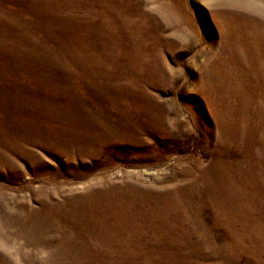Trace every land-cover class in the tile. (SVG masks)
Masks as SVG:
<instances>
[{
  "label": "rangeland",
  "instance_id": "obj_1",
  "mask_svg": "<svg viewBox=\"0 0 264 264\" xmlns=\"http://www.w3.org/2000/svg\"><path fill=\"white\" fill-rule=\"evenodd\" d=\"M228 12L264 0H0V264H264V42Z\"/></svg>",
  "mask_w": 264,
  "mask_h": 264
},
{
  "label": "bare ground",
  "instance_id": "obj_2",
  "mask_svg": "<svg viewBox=\"0 0 264 264\" xmlns=\"http://www.w3.org/2000/svg\"><path fill=\"white\" fill-rule=\"evenodd\" d=\"M217 15L223 16V12L220 11ZM225 15L224 27L226 28V32L229 33V30L236 28L237 32L241 35V40L244 41L243 43H252L255 40L260 41L261 44L264 42V21L262 19L247 13L242 15L228 12ZM262 57L264 58L263 55Z\"/></svg>",
  "mask_w": 264,
  "mask_h": 264
}]
</instances>
